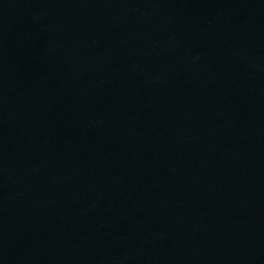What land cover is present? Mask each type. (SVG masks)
<instances>
[{"label":"water","instance_id":"95a60500","mask_svg":"<svg viewBox=\"0 0 264 264\" xmlns=\"http://www.w3.org/2000/svg\"><path fill=\"white\" fill-rule=\"evenodd\" d=\"M0 264H264V0H0Z\"/></svg>","mask_w":264,"mask_h":264}]
</instances>
